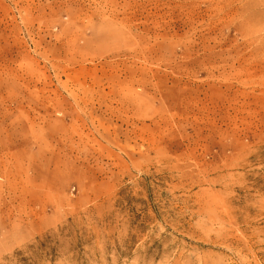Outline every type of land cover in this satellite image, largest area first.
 Wrapping results in <instances>:
<instances>
[{
	"label": "rangeland",
	"instance_id": "1",
	"mask_svg": "<svg viewBox=\"0 0 264 264\" xmlns=\"http://www.w3.org/2000/svg\"><path fill=\"white\" fill-rule=\"evenodd\" d=\"M0 264H264V0H0Z\"/></svg>",
	"mask_w": 264,
	"mask_h": 264
}]
</instances>
